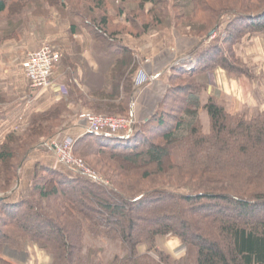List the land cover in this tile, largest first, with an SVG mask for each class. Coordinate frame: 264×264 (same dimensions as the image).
Wrapping results in <instances>:
<instances>
[{
    "label": "trees",
    "instance_id": "obj_1",
    "mask_svg": "<svg viewBox=\"0 0 264 264\" xmlns=\"http://www.w3.org/2000/svg\"><path fill=\"white\" fill-rule=\"evenodd\" d=\"M163 1L143 0L137 11L152 4L147 20L163 24V14L156 15ZM242 1L245 7L261 2ZM263 1L260 12L243 14L228 4L217 9L209 0H190L194 13L213 12L207 34L223 16L235 19L207 50L199 47L193 69L169 70L167 93L146 122L123 137H79L75 156L111 182L99 185L59 163L37 162L27 191L21 170L33 153L54 152L49 141L64 131L71 104L132 117L140 70L125 35L141 33L128 20L116 30L107 13L110 0H0V18L9 20L0 45L18 38L31 9L47 16L55 8L72 31L83 27L90 34L111 65L99 86L83 93L71 84L68 100L33 112L28 126L9 132L0 145V264H20L4 252L30 246L42 253L43 264H264V111L251 119L232 114L203 81L219 68L252 76L238 47L264 35ZM123 13L118 8L117 15ZM173 100L182 105L171 117ZM168 236L185 245L183 257L160 249Z\"/></svg>",
    "mask_w": 264,
    "mask_h": 264
},
{
    "label": "crops",
    "instance_id": "obj_2",
    "mask_svg": "<svg viewBox=\"0 0 264 264\" xmlns=\"http://www.w3.org/2000/svg\"><path fill=\"white\" fill-rule=\"evenodd\" d=\"M50 15L45 23L55 28L54 32L50 33V29L45 31L39 22L34 20L32 24H28L20 31L17 40L0 48V145L12 130H24L28 126V117L33 112L41 111L43 106L55 104L62 99L57 89L58 86H64L68 90L71 84H75L81 92L87 93L88 87L94 88L101 84L111 68L105 53L83 27L72 31L70 22L62 19L57 13L51 12ZM45 37H50L54 47L61 53L62 60L56 67L54 81L56 87L50 90L34 91L24 76L22 64L27 54L37 49ZM133 41L129 40V43L131 44ZM263 44L264 35H259L255 47L261 53L259 57L262 58L254 57L255 60L250 65L253 76L237 77L219 68L215 71L214 76L216 85H218L213 90L212 84H209L211 79L209 75L205 79L209 94L225 101H233L234 114L244 111L256 113L264 111ZM130 46L134 49L136 58L139 51L143 53L141 48L132 44ZM171 68L172 65H167L153 73L147 70V75L152 76L153 81L141 86L134 94V102L137 106L133 109V116L139 122H146L155 114L169 88L167 76ZM68 120L64 129L66 131L60 136L59 142L67 136L84 135L85 128L81 123L83 121L77 119L76 116H72ZM58 138L59 136L56 141ZM45 155L42 152L33 153L21 170L23 189L28 191L31 187L30 180L33 178L34 165L37 162L44 163L46 161L47 163L49 161V157H45ZM174 238L183 245L180 239ZM168 253L175 258H181L186 254V252ZM153 255L157 258L156 254L153 253ZM35 256L33 255V258ZM39 258L41 257L39 256Z\"/></svg>",
    "mask_w": 264,
    "mask_h": 264
},
{
    "label": "rangeland",
    "instance_id": "obj_3",
    "mask_svg": "<svg viewBox=\"0 0 264 264\" xmlns=\"http://www.w3.org/2000/svg\"><path fill=\"white\" fill-rule=\"evenodd\" d=\"M260 1L262 2L263 0H260ZM142 2H143V0H110V3H112V4H111V6L107 5V10H108L107 13L112 18L113 26L114 27L118 26V29H116L117 31L122 30L121 26L126 25L125 24L126 20H128V22L130 21L132 23L135 21V23L139 29L138 33L139 32L141 33L140 37L133 38L132 36L125 35V39H127V41L128 40H134L131 44L133 46H137L138 48H141L143 50L142 51L143 53H140V51H139V53H137L136 60L139 64L140 72H144V73L146 72V74H147V70L148 71L150 70L153 73L155 70L160 69L162 67H165L167 65H169V66L172 65V68L176 65H183V66H185L186 69H193V66L195 64L194 55L199 50V47H201V49H203V51L207 50L213 43L217 42L218 39H220L222 36H224L227 33L228 24L233 22L235 19L232 14H228V15L223 16L221 24L219 25V27L214 29L215 32L212 35L207 34L206 30L208 27L206 28L205 26L210 25V24H208V23H211L209 20L213 19V17H212L213 15L209 14V13H213V12L210 11L208 13L210 8L207 11H205L204 13H202L200 11H197L196 13H194V10H193V7H192L190 0H164L163 3H161L158 6V9L156 12V15H160L161 13L163 14V18H165L164 23L163 24L160 23L158 25L157 24L151 25L149 22V19L147 20L146 16L148 14L150 15L151 10H153V5L148 4L142 10L137 11V10H139ZM261 2H259L258 4L253 3V6H250V7H245V6H247V3H244V1H242V0H209V3L211 4L210 6H214L217 9L223 4H228V5H231L232 7H235L237 12H239V13L241 12L243 14H246L248 12L256 14V13L260 12L261 5H262ZM118 8L120 10L124 11L123 15L125 17H123V15L122 16L117 15ZM51 12L57 13L62 19L64 18L55 8H53L51 10ZM51 12H50V14H51ZM50 14L47 16H40V15L38 16L35 14V11L33 9H31L27 13V16L25 17V19L27 20L26 25L22 29H20V31L23 30L24 28H26L28 24H32V22L34 20H37L39 22V25L45 31H48L50 29L51 30L50 33L54 32L56 29L51 27V26H48V24L45 23V22H47L46 20L51 16ZM99 14H101V13H99ZM181 16L189 17L190 19L189 20H188V18L185 19V17L183 19H181ZM8 21L9 20L6 18V16L3 18H0V38L9 29V22ZM144 24L148 25L149 28L147 30H145L144 28L143 29L141 28V27H143ZM20 31L18 32V36H19ZM127 31L128 30H123L124 33H126ZM135 32H137V30ZM259 35L254 36L253 40L250 43H247L243 46L238 47V54L240 56V59L248 67V69H250L252 76L254 74H253V71H252V68L250 65L255 60L254 57L255 58L258 57L259 59L262 58V57H259V55H261V53L259 51H257V47H255L256 39L259 37ZM49 38L45 37L41 41V44L39 45V47L35 50L30 51L29 53L38 51L45 44H50V45L54 46ZM17 39L18 38L6 41L2 45H0V48L3 47L7 43H13V40H17ZM141 65H142V67H141ZM208 75L211 78V79L209 78L210 79L209 84H212V90H213V89L217 88V85H218V84L216 85L217 82H216L215 77H214L215 72H210V73H208ZM147 76L149 78V82L153 81L152 76H150L149 74ZM237 77H239V76H237ZM203 81L205 83V79ZM84 93H86V92H84ZM68 97L69 96H67V98L62 97L61 100H63V99L68 100ZM221 100L227 106L228 111L230 113L234 114L235 105L233 104V101L228 100L229 101L228 102L227 100L225 101L224 99H221ZM181 105L182 104L180 101L173 100L170 103V106H172L174 108V110H173V108L171 109V107H170L168 109L169 115L171 117L175 116L178 112L176 109H179L181 107ZM132 106H133V109H135L137 105L135 102H133ZM245 106H248V105H245ZM259 113H261V112H259ZM259 113H256L253 111H244L243 113L242 112H236V114L245 115L249 119L257 116ZM83 114L129 118L128 116H121V115L117 116V115L93 114V113H90L87 109H84L79 105H77V106L74 105V106H69L67 113H65L63 115L64 116L62 118V119H64L63 125L64 126L67 125L69 122L68 119L72 116H76L77 119L82 121L81 116ZM132 118H135V117L132 115ZM134 121H135V125L136 124H142L136 118L134 119ZM172 122H173V120L170 119V123H172ZM81 123L84 124L83 122H81ZM135 125L133 126V128L135 127ZM83 126H84L83 128H85V124ZM58 129H60V128H58ZM64 131H66V130H64ZM64 131H62L58 135L59 138L57 141H56L57 138H54V139L50 140L49 142H55V143H59V144L62 143L65 137L62 138L63 140H61V142H59V141L61 139L60 136L63 134ZM110 141L112 143L116 142V140H114L112 138L110 139ZM45 146H48V145H45ZM42 153L46 154L45 157H49L48 158L49 161L47 163H46V161H44L45 164H48L49 166L50 165L54 166L55 163H58V162H55L52 160L53 159L52 157H54V155H53L54 152L52 153L50 151H48V152L45 151ZM80 159H82L87 164L88 161L86 159H83V158H80ZM62 167H63L62 170H65L64 172L70 173V171L65 166H62ZM89 167H90V169H92L94 172H96V174L99 175L103 179L105 185L106 184L108 185V183L111 182V180L109 178H107L104 174L99 173L97 170H95L91 166H89ZM75 175H77V174H75ZM99 185H102V184H99ZM0 215H2L1 212H0ZM159 247L161 250H167L168 252H187L186 248L184 247V244L181 245V243L179 241H176V239L173 236H168V237L164 238L161 241ZM29 252H31V254ZM4 253H5L6 257L12 259L16 263H20V264H43V260L41 261V259H43L42 253L40 251H38L33 246H30V249H28L25 252H23V251L17 252V251H11L10 249H6V252H4ZM30 255H31V259H29ZM33 255H36V256L34 258H32ZM39 256L41 258H39Z\"/></svg>",
    "mask_w": 264,
    "mask_h": 264
},
{
    "label": "built area",
    "instance_id": "obj_4",
    "mask_svg": "<svg viewBox=\"0 0 264 264\" xmlns=\"http://www.w3.org/2000/svg\"><path fill=\"white\" fill-rule=\"evenodd\" d=\"M61 60V53L52 45L45 44L38 51L29 53L22 67L29 86L34 91H44L55 88L56 66ZM149 82L146 73L140 72L136 79L138 87ZM58 92L64 98L68 96V90L64 86H58ZM85 124V134L94 133L123 137L132 131L135 118H121L83 114L81 116ZM80 136H67L62 143L51 142L54 149L53 161L65 166L70 172L83 176L97 184H104L103 179L96 174L80 158L75 156L74 147Z\"/></svg>",
    "mask_w": 264,
    "mask_h": 264
},
{
    "label": "water",
    "instance_id": "obj_5",
    "mask_svg": "<svg viewBox=\"0 0 264 264\" xmlns=\"http://www.w3.org/2000/svg\"><path fill=\"white\" fill-rule=\"evenodd\" d=\"M214 32H215V30H213V31L211 32V35H212Z\"/></svg>",
    "mask_w": 264,
    "mask_h": 264
}]
</instances>
